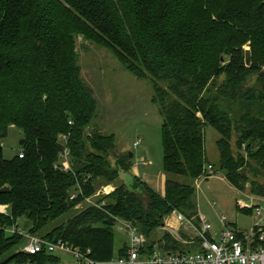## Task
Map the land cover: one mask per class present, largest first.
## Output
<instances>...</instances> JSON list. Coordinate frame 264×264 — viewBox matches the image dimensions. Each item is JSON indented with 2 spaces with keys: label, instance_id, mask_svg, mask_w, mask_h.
I'll list each match as a JSON object with an SVG mask.
<instances>
[{
  "label": "trees",
  "instance_id": "1",
  "mask_svg": "<svg viewBox=\"0 0 264 264\" xmlns=\"http://www.w3.org/2000/svg\"><path fill=\"white\" fill-rule=\"evenodd\" d=\"M192 1L0 0V205L9 209L0 213V256L17 249L0 264L27 258L59 263L57 255L45 251L32 257L18 251L23 237L6 229L17 228L24 218L27 232L37 235L132 166L128 155L116 157L114 166L108 161L112 134L85 132L97 103L76 56L64 48L73 32L109 48L136 78L150 80L163 116V170L190 183L166 180L160 194L135 177L133 187L142 193L118 184L97 200H105L102 209L89 206L41 237L90 249L93 259L106 261L127 249V243L115 245L119 218L152 246V233L174 211L198 220L193 182L209 178L208 165L212 173L222 171L235 190L248 184L250 195L264 198L258 180L264 177V0H220L221 10L212 9L210 0H198L196 17L189 12ZM205 125L220 135L217 167L205 155ZM9 126L23 134L22 157H3L1 142ZM61 135L67 137L71 171L55 167L61 162ZM252 208L236 206L243 212ZM161 237L167 248L184 249L170 234Z\"/></svg>",
  "mask_w": 264,
  "mask_h": 264
},
{
  "label": "rangeland",
  "instance_id": "2",
  "mask_svg": "<svg viewBox=\"0 0 264 264\" xmlns=\"http://www.w3.org/2000/svg\"><path fill=\"white\" fill-rule=\"evenodd\" d=\"M62 3V0H59ZM198 0H193L190 5V13L195 17L200 16V3ZM209 4L212 9L221 10L223 4L220 0H210ZM67 7V4H63ZM212 19V18H211ZM84 27L88 26L83 23ZM89 33V32H88ZM72 43L65 45V50L69 46V52L76 56L77 64L80 67V74L84 84L91 91L96 100L97 108L91 124L85 130L86 134H90L94 130L105 135L114 136V147L109 153L108 161L114 166L116 157L129 156V153L134 155L130 158L132 166L127 171H120L119 177L113 183L108 185H98L95 193L92 195L94 200L108 195L115 189L118 184H125L130 189L134 188V179L137 176L147 185L152 187L156 192L163 194L166 180L178 181L180 183H190L187 177L165 173L162 167V123L163 116L158 109L157 103L153 101L154 92L147 79L136 78L128 69L122 65L115 57L113 52L104 46H101L93 41L90 37H86L83 32H73L71 34ZM244 50L249 51L250 46L245 44ZM67 51V52H68ZM264 69V68H263ZM220 82L217 80L216 84ZM252 112L258 113L259 107H250ZM238 114V113H237ZM204 150L205 155L210 163L218 166L219 154L216 146V140L219 138L218 132L210 125L203 127ZM236 133L233 131L231 144L234 147ZM61 139V136H59ZM23 140L21 130L15 126H9L7 136L2 139V153L4 159L14 158L20 151V142ZM139 140L137 148L133 146V142ZM90 151V149H88ZM241 152H244L241 150ZM85 161V160H84ZM135 168L138 175L133 172ZM223 174L222 171H217ZM224 175V174H223ZM194 181L195 201L198 203V208L204 213L207 220L213 226L216 235L220 231V216H225L229 223L239 230H248L261 220L264 225V198L253 197L249 194V185L246 184L245 190L239 192L223 179L214 181L213 194L209 190L206 181ZM258 180L264 183V177H258ZM114 189H112V188ZM102 188H106L109 192L104 194ZM137 193H142L140 186L134 188ZM100 193V194H98ZM235 201L237 203H235ZM246 207L251 208L253 205H258L261 210V216H256L255 209L252 208L249 212H243L236 209L238 202ZM90 203L85 199L75 204V206L66 214L50 222L49 225L38 232V236L50 231L52 228L67 221L77 212L86 209ZM7 211H9L7 206ZM171 214L164 218V223L171 221ZM26 220L20 219L17 221L19 230L27 231L25 227ZM28 224V223H27ZM165 224V225H166ZM116 226V225H115ZM164 233L165 226L161 225L152 233V239H159ZM186 239V236L183 235ZM175 240V239H173ZM176 242H180L175 240ZM115 245L120 247L123 243H128L127 235L115 229ZM19 250V249H18ZM17 249H12L0 256V263L13 255ZM196 248L192 252H196ZM55 255L61 258L62 263L69 260V256L63 252L56 251Z\"/></svg>",
  "mask_w": 264,
  "mask_h": 264
},
{
  "label": "built area",
  "instance_id": "3",
  "mask_svg": "<svg viewBox=\"0 0 264 264\" xmlns=\"http://www.w3.org/2000/svg\"><path fill=\"white\" fill-rule=\"evenodd\" d=\"M67 137L61 135L63 147L59 154L61 162L55 165L64 171H71L70 151L66 145ZM139 140L133 142L137 148ZM22 151L18 156L22 157ZM208 176L212 175V166L208 165ZM79 192L81 189L79 188ZM104 194L109 192L102 188ZM100 194V193H98ZM76 193L72 195L75 197ZM98 209L105 206V200H94L92 196L85 198ZM256 216H261L258 205H253ZM0 213L7 214V205H0ZM171 216L175 223H163L166 232L183 245V250L167 248L162 237L157 239L151 246L143 234L138 232L129 222L115 218L118 231L124 232L128 237L125 255L106 261H98L91 257L90 249L81 250L69 246L62 240H48L38 235H32L25 230L16 227L6 229L10 234H18L23 237V243L18 251L28 257L38 252L45 251L55 254L56 251L63 252L69 256V260L57 264H264V225L261 220L248 230H239L234 224L229 223L225 216H220V231L216 235L213 226L204 218L197 221L185 217L181 212L174 211ZM166 224V225H165ZM186 236V239L183 238ZM151 246V247H150ZM196 248V252H192ZM11 264H36L30 258Z\"/></svg>",
  "mask_w": 264,
  "mask_h": 264
},
{
  "label": "crops",
  "instance_id": "4",
  "mask_svg": "<svg viewBox=\"0 0 264 264\" xmlns=\"http://www.w3.org/2000/svg\"><path fill=\"white\" fill-rule=\"evenodd\" d=\"M132 154V156L134 155L133 153H131ZM133 172H134V174L135 175H138V172H137V170L135 169V168H133ZM137 177V176H136ZM208 180L206 181V184L208 185V187H209V190H211L212 192H213V190H214V181H217V180H224L226 183H228L229 185H230V187H232L233 189H235L228 181H227V179L225 178V176L223 175V174H219L218 172H216V173H212V175L209 177V178H207ZM201 180H203L202 178L201 179H199V180H197V182L198 181H201ZM110 188H112V187H110ZM112 189H114V188H112ZM217 191V190H216ZM216 191H214L213 192V194H216ZM195 198H196V194H195ZM235 203H237L236 201H235ZM196 204H197V213H198V217L201 219V218H204L205 220H207V218L205 217V215H204V213H202V211L198 208V203L196 202ZM238 204L239 205H241V206H244L243 204H242V202L240 201V202H238ZM246 207V206H245ZM171 221H169V222H171L172 224L173 223H175L174 222V220H173V218H171L170 219ZM208 221V220H207ZM165 222V221H164ZM168 222V221H167ZM209 222V221H208Z\"/></svg>",
  "mask_w": 264,
  "mask_h": 264
},
{
  "label": "water",
  "instance_id": "5",
  "mask_svg": "<svg viewBox=\"0 0 264 264\" xmlns=\"http://www.w3.org/2000/svg\"><path fill=\"white\" fill-rule=\"evenodd\" d=\"M22 143H23V140L20 142V144H22ZM129 157L130 158L132 157V154L131 153H129ZM84 160H85V155H84V153H82V159L80 160V163H84ZM1 190L2 191H7L8 190V187L5 186Z\"/></svg>",
  "mask_w": 264,
  "mask_h": 264
}]
</instances>
